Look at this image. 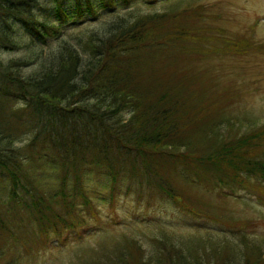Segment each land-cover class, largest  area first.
<instances>
[{
  "label": "trees",
  "instance_id": "16d2710c",
  "mask_svg": "<svg viewBox=\"0 0 264 264\" xmlns=\"http://www.w3.org/2000/svg\"><path fill=\"white\" fill-rule=\"evenodd\" d=\"M39 1L0 0V52L20 53L0 56V264L82 235L97 202L112 206L133 183L137 199L147 190L146 203L162 199L233 238L133 225L102 260L85 249L66 264H264V234L239 232L246 222L223 209L239 191L264 203V119L234 113L235 92L197 67L264 45L204 26L203 5L188 0H140L146 10L97 0L108 18L66 37L77 19H97L92 1L49 0L42 18Z\"/></svg>",
  "mask_w": 264,
  "mask_h": 264
},
{
  "label": "rangeland",
  "instance_id": "374dc122",
  "mask_svg": "<svg viewBox=\"0 0 264 264\" xmlns=\"http://www.w3.org/2000/svg\"><path fill=\"white\" fill-rule=\"evenodd\" d=\"M97 8L96 20L84 16L74 21L66 30V37L86 32L87 29H98L99 23L106 20L112 12L109 9L100 8L97 0H91ZM193 4H202L203 12L207 15L201 24L207 27L222 28L227 36L243 35L250 37L255 42L264 45V0H188ZM117 3L116 10L119 13L126 8H120ZM74 0H63L62 6L70 8ZM141 10H146L145 4L136 0L132 4ZM131 7V5H129ZM53 3L49 0H41L34 8V12L40 18L52 15ZM152 9V8H151ZM158 10V4L153 7ZM80 21V22H79ZM79 22V23H76ZM81 35V34H80ZM72 42V40H70ZM56 43H51V48ZM264 47V46H263ZM44 47L43 55L51 50ZM18 52H0L4 59L18 56ZM218 87L226 86L231 92H235L231 106L234 113H243L251 119L260 122L264 119V51H252L243 55H230L221 57H209L201 60L199 65ZM131 191L121 193L113 200L98 203L99 220L89 223L82 230V235L69 232L65 240L59 242L52 239L43 248L25 255L27 264H66L75 255L81 254L83 258L89 257L83 250L95 249L97 260L103 259V252L108 251V243L116 233L125 232L137 228L165 226L170 228H181L184 231H197L201 236L206 234L213 236H225L233 238L235 229L211 221L207 218L186 217L171 210L162 199L149 197L146 203L148 191L144 190L140 199H137L139 186L130 184ZM134 190V191H133ZM139 197V196H138ZM225 212L232 213L234 218L245 221V227L239 232L250 237L264 234V203H259L250 193L239 191L232 197H226ZM114 222V223H112ZM112 223V224H111ZM121 230V231H117ZM144 242V238L139 236ZM108 242V243H107ZM92 253H90L91 255Z\"/></svg>",
  "mask_w": 264,
  "mask_h": 264
}]
</instances>
